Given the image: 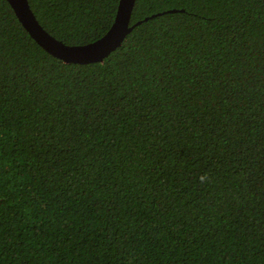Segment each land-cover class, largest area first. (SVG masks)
I'll use <instances>...</instances> for the list:
<instances>
[{
  "label": "trees",
  "instance_id": "16d2710c",
  "mask_svg": "<svg viewBox=\"0 0 264 264\" xmlns=\"http://www.w3.org/2000/svg\"><path fill=\"white\" fill-rule=\"evenodd\" d=\"M27 1L84 43L118 0ZM138 19L63 62L0 0V264H264V0H134Z\"/></svg>",
  "mask_w": 264,
  "mask_h": 264
},
{
  "label": "water",
  "instance_id": "95a60500",
  "mask_svg": "<svg viewBox=\"0 0 264 264\" xmlns=\"http://www.w3.org/2000/svg\"><path fill=\"white\" fill-rule=\"evenodd\" d=\"M6 1L30 37L43 49L60 58L63 62L102 60L108 52L121 43L130 28L140 21L138 19L129 23V15L134 0H118L113 20L101 35L84 43H65L40 25L27 0Z\"/></svg>",
  "mask_w": 264,
  "mask_h": 264
},
{
  "label": "clouds",
  "instance_id": "9594fccd",
  "mask_svg": "<svg viewBox=\"0 0 264 264\" xmlns=\"http://www.w3.org/2000/svg\"><path fill=\"white\" fill-rule=\"evenodd\" d=\"M206 180H207V177H206L205 175H202V176L200 177V181H201V183L206 182Z\"/></svg>",
  "mask_w": 264,
  "mask_h": 264
}]
</instances>
